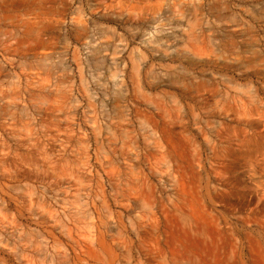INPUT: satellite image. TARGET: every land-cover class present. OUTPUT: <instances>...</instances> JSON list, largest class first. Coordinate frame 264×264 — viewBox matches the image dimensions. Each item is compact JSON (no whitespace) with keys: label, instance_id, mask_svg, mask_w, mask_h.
<instances>
[{"label":"rangeland","instance_id":"rangeland-1","mask_svg":"<svg viewBox=\"0 0 264 264\" xmlns=\"http://www.w3.org/2000/svg\"><path fill=\"white\" fill-rule=\"evenodd\" d=\"M0 264H264V0H0Z\"/></svg>","mask_w":264,"mask_h":264}]
</instances>
